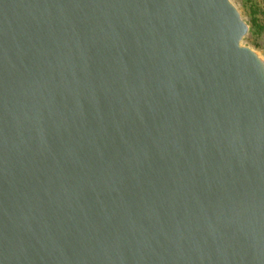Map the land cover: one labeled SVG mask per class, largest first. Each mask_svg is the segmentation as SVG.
<instances>
[{"label":"water","instance_id":"95a60500","mask_svg":"<svg viewBox=\"0 0 264 264\" xmlns=\"http://www.w3.org/2000/svg\"><path fill=\"white\" fill-rule=\"evenodd\" d=\"M233 0H0V264H264V54Z\"/></svg>","mask_w":264,"mask_h":264},{"label":"rangeland","instance_id":"374dc122","mask_svg":"<svg viewBox=\"0 0 264 264\" xmlns=\"http://www.w3.org/2000/svg\"><path fill=\"white\" fill-rule=\"evenodd\" d=\"M241 9L251 29L246 44L264 54V0H233Z\"/></svg>","mask_w":264,"mask_h":264}]
</instances>
